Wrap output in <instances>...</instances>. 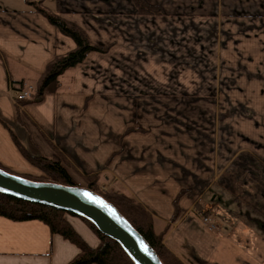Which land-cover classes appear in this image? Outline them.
I'll use <instances>...</instances> for the list:
<instances>
[{
  "label": "crops",
  "instance_id": "crops-1",
  "mask_svg": "<svg viewBox=\"0 0 264 264\" xmlns=\"http://www.w3.org/2000/svg\"><path fill=\"white\" fill-rule=\"evenodd\" d=\"M39 1L108 49L18 106L11 82L34 84L75 48L26 3ZM26 2L0 0V168L38 174L15 138L81 175L106 170L182 264H264L262 226L237 216L250 208L264 218V9L139 15L132 0ZM231 111L246 114L227 121ZM66 219L98 245L80 219ZM78 253L41 222L0 217V264H68Z\"/></svg>",
  "mask_w": 264,
  "mask_h": 264
},
{
  "label": "trees",
  "instance_id": "trees-1",
  "mask_svg": "<svg viewBox=\"0 0 264 264\" xmlns=\"http://www.w3.org/2000/svg\"><path fill=\"white\" fill-rule=\"evenodd\" d=\"M24 1L26 2V0ZM132 2L140 15L161 14V9L146 5L143 0H132ZM26 3L45 17L49 24L59 33L69 37L75 44V48L72 51L56 57L46 67L45 72L35 81L36 89L34 95L37 94L38 98H41L46 93L54 92L58 86L59 78L65 72L80 64L89 53H105L108 48L93 45L83 30L63 19L59 13L48 11L45 8H38L34 3ZM23 86V83L15 84L11 82L12 91L14 92L21 90ZM14 141L27 162L47 177V180L42 181L30 177L25 179L35 182H52L66 186H77L68 172L66 163L60 156L57 155L49 159L44 157L35 158L30 156L15 138ZM90 179L91 177L86 179L87 184L84 188L96 193L113 205L146 240L162 264H182L165 248L163 233L155 234L153 218L139 203L124 193H99L94 181ZM247 211L255 218H249L250 215L243 217L237 214V216L243 219L246 218L245 222L248 224H251V222L257 224L256 220L259 218L264 220L256 211L250 208ZM66 216L80 219L97 237L98 245L95 248L90 247L68 222ZM0 217L12 222L38 221L43 223L49 229L50 234L60 236L79 250L78 255L68 264H133L116 242L102 235L90 222L83 218L2 194H0Z\"/></svg>",
  "mask_w": 264,
  "mask_h": 264
},
{
  "label": "water",
  "instance_id": "water-1",
  "mask_svg": "<svg viewBox=\"0 0 264 264\" xmlns=\"http://www.w3.org/2000/svg\"><path fill=\"white\" fill-rule=\"evenodd\" d=\"M0 194L85 219L116 242L133 264H162L118 210L87 188L35 182L0 169Z\"/></svg>",
  "mask_w": 264,
  "mask_h": 264
},
{
  "label": "rangeland",
  "instance_id": "rangeland-1",
  "mask_svg": "<svg viewBox=\"0 0 264 264\" xmlns=\"http://www.w3.org/2000/svg\"><path fill=\"white\" fill-rule=\"evenodd\" d=\"M16 1H18L19 3L23 2V0H16ZM143 1L145 2L146 5L157 7L159 9H161V14L160 15H163L162 7L165 8L166 10L167 9H187L188 11L190 10L192 12L193 11L194 12H205V11H207L209 9H213L215 7H219L221 10H223V8H227L229 10H236L237 8H242V9H244L247 12H250V13L256 12L260 8L264 9V0H170V2L167 1V0H157V1L161 2L162 7L157 6V5H150L145 0H143ZM34 4L38 8H43V6L41 5L42 4L41 1H39L38 3H34ZM30 86L33 89H36L35 88V84H32ZM37 99H39V98H38V96L36 94V95H34V98L32 99V101H35ZM25 102H22L21 104L19 103L18 106L23 105ZM202 114L204 115L203 116V120H204L206 113H202ZM209 114H210L209 119L212 121L214 113H209ZM240 114H246V113H237V111H231V112H225L224 116L227 119V121H229V120H232V119H235V118L239 117L238 115H240ZM225 129L227 130L226 138H227V141H228V138L230 137L228 135H229V133H230V135H232V129H233L229 122H227V126L225 127ZM129 131H132V129H129ZM57 155L60 156L59 154H55V156H57ZM63 160H64V162L67 165L68 172H69L73 182L77 186L85 187L86 184H87V180L86 179L88 177H91L90 180L94 181L95 187H96V189H97V191L99 193H102V194L103 193L104 194L124 193V194L128 195L131 198V196L126 192V190L123 187V185L121 183L117 182L115 177H113V176L111 177V175L106 170H101V171L92 173L90 175H81V174L77 173L74 169H72V167L65 161V159H63ZM0 169H2V168H0ZM2 170H4V169H2ZM4 171L8 172L6 170H4ZM8 173L12 174L11 172H8ZM17 176H20V175H17ZM20 177H23V178L30 177V178H34V179L40 180V181L47 180V177L43 173H41L40 171L36 175H31V176L30 175L29 176L21 175ZM246 215H248V216L250 215L249 211H248V213H246ZM249 218L253 219L255 217L250 215ZM256 221H257L258 225L262 226V230L264 231V220L259 218Z\"/></svg>",
  "mask_w": 264,
  "mask_h": 264
},
{
  "label": "built area",
  "instance_id": "built-area-1",
  "mask_svg": "<svg viewBox=\"0 0 264 264\" xmlns=\"http://www.w3.org/2000/svg\"><path fill=\"white\" fill-rule=\"evenodd\" d=\"M35 89L31 86H23L21 90L13 91V96L15 102H25L34 98ZM204 223H207V220H203Z\"/></svg>",
  "mask_w": 264,
  "mask_h": 264
}]
</instances>
